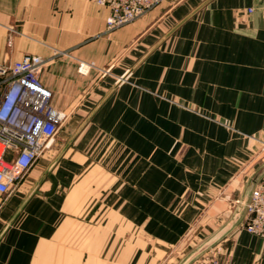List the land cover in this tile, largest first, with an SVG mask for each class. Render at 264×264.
Returning <instances> with one entry per match:
<instances>
[{"label": "crops", "instance_id": "1", "mask_svg": "<svg viewBox=\"0 0 264 264\" xmlns=\"http://www.w3.org/2000/svg\"><path fill=\"white\" fill-rule=\"evenodd\" d=\"M110 13L0 0V63L47 60L40 80L66 115L0 194V264H162L220 230L264 164V0L169 1L107 32ZM244 223L221 260L264 264Z\"/></svg>", "mask_w": 264, "mask_h": 264}, {"label": "built area", "instance_id": "2", "mask_svg": "<svg viewBox=\"0 0 264 264\" xmlns=\"http://www.w3.org/2000/svg\"><path fill=\"white\" fill-rule=\"evenodd\" d=\"M90 1L110 9L106 29L112 32L174 0ZM252 11L249 9L250 13ZM47 62L40 56L26 55L17 61L0 63L1 195H10L18 187L39 157L52 147L64 126L66 115L53 107L52 92L40 80ZM86 69L87 66L81 63L79 70L86 73ZM243 228L264 240V178L251 194ZM193 264L232 263L223 262L215 246Z\"/></svg>", "mask_w": 264, "mask_h": 264}, {"label": "water", "instance_id": "3", "mask_svg": "<svg viewBox=\"0 0 264 264\" xmlns=\"http://www.w3.org/2000/svg\"><path fill=\"white\" fill-rule=\"evenodd\" d=\"M125 77L126 76L121 78L119 82L125 80ZM263 178L264 164L260 166L249 178L241 198L238 200V204L234 210V213L228 222L220 230L196 246L191 252L182 258L178 264H193L197 259L220 243L238 225L245 215L247 204L254 188Z\"/></svg>", "mask_w": 264, "mask_h": 264}, {"label": "rangeland", "instance_id": "4", "mask_svg": "<svg viewBox=\"0 0 264 264\" xmlns=\"http://www.w3.org/2000/svg\"><path fill=\"white\" fill-rule=\"evenodd\" d=\"M202 240L203 239L201 237H197L196 240H189L181 246H178L176 249L173 250V255L162 264H178L182 260V258H184L196 246H198L199 243L202 242Z\"/></svg>", "mask_w": 264, "mask_h": 264}]
</instances>
